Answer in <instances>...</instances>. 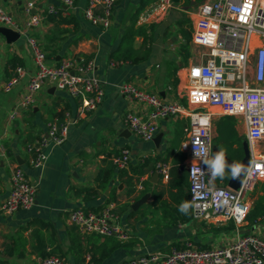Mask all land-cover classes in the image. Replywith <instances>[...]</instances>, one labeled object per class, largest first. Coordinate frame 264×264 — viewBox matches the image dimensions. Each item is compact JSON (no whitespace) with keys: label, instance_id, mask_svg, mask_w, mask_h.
Instances as JSON below:
<instances>
[{"label":"crops","instance_id":"0c3cea01","mask_svg":"<svg viewBox=\"0 0 264 264\" xmlns=\"http://www.w3.org/2000/svg\"><path fill=\"white\" fill-rule=\"evenodd\" d=\"M73 7L61 0H0L19 29L15 42L7 43L0 34V204L8 196L10 180L16 167L22 169L36 187V200L27 210L0 213V264H40L36 250L61 258L64 264H121L125 259L147 253L165 255L172 247L190 241L199 249L227 246L242 235L254 234L264 240V180L258 181L246 195L249 211L241 227L222 218L196 221L192 218L186 165L188 156L180 150L186 140L188 119L183 116L161 120L152 141H143L126 127L127 114L144 117L145 104L130 101L119 93L124 83L166 101L185 95L188 69L202 63L205 50L192 43L193 26L200 5L216 0H180L164 13L146 15L158 0H116L107 29L90 24L83 11L88 0H72ZM33 4V13L43 16L33 29L27 27L25 7ZM49 7L59 11L54 21L46 14ZM158 14H160L158 16ZM70 19L68 23L59 20ZM140 31V34L134 31ZM133 34L132 36H130ZM33 37L46 55L47 63L58 65L62 59L92 61L93 75L101 83L103 99L98 109L79 117L78 102L46 84L34 103L17 109L9 116L27 91L34 64L26 39ZM14 61L16 66H12ZM16 67L24 76L9 93L2 85ZM63 120L68 127L64 141L44 148L42 167L30 165L28 146H36L46 135L47 123ZM211 166L214 186H228L232 174L216 158L245 155L251 148L242 117L225 116L210 109ZM255 152L262 149L255 144ZM126 150L129 162L115 169L103 181L102 171L112 158ZM216 157V158H215ZM161 162L169 168L164 180L155 170ZM216 168L225 172L216 174ZM185 175L183 188L170 184ZM86 189L95 191L88 196ZM112 205L116 223L128 235L124 241L83 235L68 221L70 212L83 209L98 212ZM11 252L10 255L7 253Z\"/></svg>","mask_w":264,"mask_h":264},{"label":"built area","instance_id":"2783aa9c","mask_svg":"<svg viewBox=\"0 0 264 264\" xmlns=\"http://www.w3.org/2000/svg\"><path fill=\"white\" fill-rule=\"evenodd\" d=\"M72 8V0H61ZM116 0H88L83 11L85 19L94 26L107 29ZM172 0H158L148 12L145 21L164 13L173 6ZM33 4L25 7L29 19L27 27L36 28L43 16L33 13ZM48 15L59 13L54 7ZM160 14H158L159 16ZM193 26L191 41L205 50L202 63L192 65L187 73L185 95L180 100L166 101L148 94L135 86L124 83L119 93L130 101L149 107L141 117L127 114V129L143 141H152L161 120L179 116L188 119L187 137L180 150L189 162L186 165L189 201L192 218L208 221L222 218L241 227L249 211L246 195L258 181L264 180V0H216L199 6ZM0 27L20 32L12 17L0 7ZM30 49L34 73L27 83V91L9 118L16 117L17 109H25L34 103L36 93L46 84L65 93L78 102L77 115L96 111L103 99L99 80L94 77L92 61L76 62L62 59L58 65H49L44 51L33 37L26 39ZM24 76V70L16 67L12 76L2 85L9 93ZM218 109L225 116L242 117L251 148L248 167L236 189L212 187L211 166V112ZM67 120L47 123L46 135L36 146H28L32 154L30 165L42 167L46 161L44 148L49 143L61 144L67 133ZM263 148L255 152L254 145ZM115 169H124L129 162L126 150L112 158ZM156 172L164 180L169 179V168L164 163L155 165ZM36 200V187L25 173L16 167L10 180L8 196L0 204V213L10 215L18 210L31 208ZM68 221L83 235H97L124 241L128 235L116 223L113 206L106 205L98 212L76 209L69 213ZM40 264H64L55 255L43 258ZM85 264H93L89 257ZM121 264H264V240L254 234H245L233 243L211 249H199L190 241L172 247L169 253H147L125 259Z\"/></svg>","mask_w":264,"mask_h":264},{"label":"water","instance_id":"95a60500","mask_svg":"<svg viewBox=\"0 0 264 264\" xmlns=\"http://www.w3.org/2000/svg\"><path fill=\"white\" fill-rule=\"evenodd\" d=\"M172 1L173 3L177 4L179 3L180 0H172ZM0 34L5 37L7 43L15 42L19 37L18 33L5 27H0ZM216 160L225 170H227L232 174V178L230 179L228 186L231 189H236L239 186L240 181L248 167L249 164L248 156L245 155V158L239 163L233 162L222 155L219 156V158H216ZM210 182L211 185L214 186L212 177L210 178Z\"/></svg>","mask_w":264,"mask_h":264},{"label":"trees","instance_id":"16d2710c","mask_svg":"<svg viewBox=\"0 0 264 264\" xmlns=\"http://www.w3.org/2000/svg\"><path fill=\"white\" fill-rule=\"evenodd\" d=\"M55 18H56V16H51V15L48 16V19L51 20V21H54ZM59 21L61 23H68L70 21V19L62 18ZM134 33L140 34V31L139 30L138 31H134ZM132 35L133 34H131L130 36H132ZM11 62L13 63V65H12L13 67L16 66V64L14 63L13 60H11ZM57 117H58L59 122H62L63 121V112L61 114H59ZM226 150H227L226 148H224L223 150L221 149V152L223 154L227 155V157L230 158L231 160L238 161V160L241 159L240 155L231 156V154L226 152ZM113 170H114L113 165L108 164L102 171V178L101 179H103V181L108 180V178L112 174ZM173 171L174 170L170 171V184L173 185V183H175L174 187L183 188V185L186 182L185 175L181 174L180 177H178V178L176 177L175 178V174L173 173ZM215 172H216V174L222 173L221 175H224V177H226L225 176V172L222 171L220 168L219 169L216 168ZM85 192H87L88 196H94L95 195V191L92 190V189H86ZM36 252H37L36 254H38V256H40L41 258H45L47 256L52 255L51 253H45L44 251L41 252L40 250H36ZM7 254L10 255L11 252H8Z\"/></svg>","mask_w":264,"mask_h":264},{"label":"rangeland","instance_id":"374dc122","mask_svg":"<svg viewBox=\"0 0 264 264\" xmlns=\"http://www.w3.org/2000/svg\"><path fill=\"white\" fill-rule=\"evenodd\" d=\"M263 148V146H261ZM223 150V149H222ZM226 152H228V150H226ZM229 152L231 153V149L229 150Z\"/></svg>","mask_w":264,"mask_h":264}]
</instances>
